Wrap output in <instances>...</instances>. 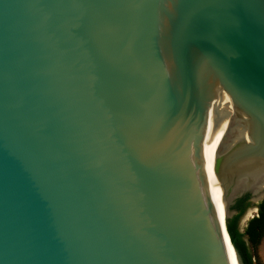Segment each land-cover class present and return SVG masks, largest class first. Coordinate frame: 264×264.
<instances>
[{"label":"water","instance_id":"obj_1","mask_svg":"<svg viewBox=\"0 0 264 264\" xmlns=\"http://www.w3.org/2000/svg\"><path fill=\"white\" fill-rule=\"evenodd\" d=\"M264 199V0H0V264H244Z\"/></svg>","mask_w":264,"mask_h":264},{"label":"trees","instance_id":"obj_2","mask_svg":"<svg viewBox=\"0 0 264 264\" xmlns=\"http://www.w3.org/2000/svg\"><path fill=\"white\" fill-rule=\"evenodd\" d=\"M249 194L239 197L231 209L237 211L236 214L227 217V229L233 244L239 250L244 264H264L260 261L257 248L264 237V199L258 203V214L250 218L244 230L239 224L241 216L249 207ZM256 257V260L254 258Z\"/></svg>","mask_w":264,"mask_h":264},{"label":"rangeland","instance_id":"obj_3","mask_svg":"<svg viewBox=\"0 0 264 264\" xmlns=\"http://www.w3.org/2000/svg\"><path fill=\"white\" fill-rule=\"evenodd\" d=\"M255 213V208H251L248 207L246 212L242 215L241 219H240V228L241 230H244L247 221L249 220V218L252 217V214ZM259 254H260V259L261 261H264V240L262 241L261 245L259 246Z\"/></svg>","mask_w":264,"mask_h":264},{"label":"flooded vegetation","instance_id":"obj_4","mask_svg":"<svg viewBox=\"0 0 264 264\" xmlns=\"http://www.w3.org/2000/svg\"><path fill=\"white\" fill-rule=\"evenodd\" d=\"M248 202H249V207L251 206V202H250V195H249V197H248ZM259 203V202H258ZM258 203H256V209H255V213L254 214H252V217L254 216V215H256V214H258V211H259V206H258ZM247 210V209H246ZM246 212V211H245ZM236 214V213H235ZM242 217V216H241ZM251 217V218H252ZM250 219V218H249ZM264 240V237L262 238V240H261V242L259 243V245H258V248H257V252H258V256H259V259H260V254H259V246L261 245V243H262V241ZM254 260H256V257L254 258ZM260 261H261V259H260ZM262 263H264V261H261Z\"/></svg>","mask_w":264,"mask_h":264}]
</instances>
